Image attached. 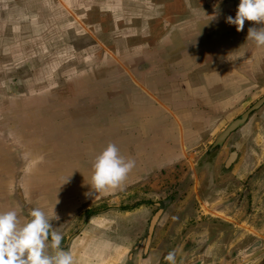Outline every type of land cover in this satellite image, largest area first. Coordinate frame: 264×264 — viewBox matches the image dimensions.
<instances>
[{
	"label": "rangeland",
	"instance_id": "rangeland-1",
	"mask_svg": "<svg viewBox=\"0 0 264 264\" xmlns=\"http://www.w3.org/2000/svg\"><path fill=\"white\" fill-rule=\"evenodd\" d=\"M216 4L0 0V212L54 208L77 264H264V47ZM109 143L135 167L90 195Z\"/></svg>",
	"mask_w": 264,
	"mask_h": 264
},
{
	"label": "clouds",
	"instance_id": "clouds-1",
	"mask_svg": "<svg viewBox=\"0 0 264 264\" xmlns=\"http://www.w3.org/2000/svg\"><path fill=\"white\" fill-rule=\"evenodd\" d=\"M246 20L260 25L248 28L247 40L264 47V0H239L235 17H226L237 32L244 30ZM134 167L135 160L125 158L115 144L109 143L92 164L90 195L121 188ZM29 216L21 223L17 211L0 212V264H77L74 253L61 248L62 234L53 230L51 221L60 219L54 208L49 216L35 207ZM164 259L176 264L175 252L170 251Z\"/></svg>",
	"mask_w": 264,
	"mask_h": 264
},
{
	"label": "crops",
	"instance_id": "crops-1",
	"mask_svg": "<svg viewBox=\"0 0 264 264\" xmlns=\"http://www.w3.org/2000/svg\"><path fill=\"white\" fill-rule=\"evenodd\" d=\"M211 1V4H212V6L213 7H215V8H213V9H209V17L208 18H212V17H214L215 16V18L218 16V14H217V4H216V0H210ZM213 1V2H212ZM211 6V5H210ZM222 20V19H221ZM225 21H226V18H225ZM257 25V27H260V25H258V24H256ZM206 26H211V25H206ZM223 26H225V22L223 21ZM214 27V29L212 30H210V31H213V32H215V35L216 36H214V37H212V39H217V33H218V31H217V28L215 27V26H213ZM246 43H248V40H246L245 41ZM257 57L258 58H264V51L263 52H259L258 54H257ZM224 90H226V89H224ZM227 91V90H226ZM236 155H235V153H232L231 155H230V160H232L234 157H235ZM159 207H160V209H161V205L159 204ZM159 213V211L157 212V214ZM146 248H147V245H146ZM133 257V256H132ZM156 254H154V253H150V256H148V258L143 262V264H154V262H155V259H156ZM131 261H132V258L130 259ZM139 262V261H138ZM138 262H137V259L135 258L134 259V261H133V264H138ZM140 263V262H139ZM127 264H130L129 262H127Z\"/></svg>",
	"mask_w": 264,
	"mask_h": 264
},
{
	"label": "water",
	"instance_id": "water-1",
	"mask_svg": "<svg viewBox=\"0 0 264 264\" xmlns=\"http://www.w3.org/2000/svg\"><path fill=\"white\" fill-rule=\"evenodd\" d=\"M222 138H223V137H222ZM157 216H158V214L156 213V214L154 215V217L152 218V221H151V224H150V229H149L150 234H151V231H152L153 225H154V223H155V221H156V219H157Z\"/></svg>",
	"mask_w": 264,
	"mask_h": 264
},
{
	"label": "trees",
	"instance_id": "trees-1",
	"mask_svg": "<svg viewBox=\"0 0 264 264\" xmlns=\"http://www.w3.org/2000/svg\"><path fill=\"white\" fill-rule=\"evenodd\" d=\"M140 205L141 204H138L137 207L140 206ZM133 208H136V206H134ZM119 209L122 210V211H129L130 210V207H122V208H119Z\"/></svg>",
	"mask_w": 264,
	"mask_h": 264
},
{
	"label": "flooded vegetation",
	"instance_id": "flooded-vegetation-1",
	"mask_svg": "<svg viewBox=\"0 0 264 264\" xmlns=\"http://www.w3.org/2000/svg\"><path fill=\"white\" fill-rule=\"evenodd\" d=\"M253 109V107H251L248 111H251ZM245 113H248V112H245ZM242 119V116H241V118L239 119V120H241ZM242 121V120H241ZM234 126V125H233ZM233 126H230V128L229 129H231ZM228 129V130H229Z\"/></svg>",
	"mask_w": 264,
	"mask_h": 264
}]
</instances>
